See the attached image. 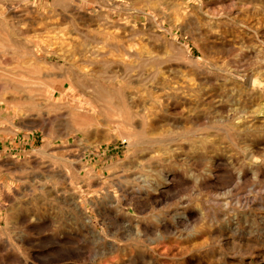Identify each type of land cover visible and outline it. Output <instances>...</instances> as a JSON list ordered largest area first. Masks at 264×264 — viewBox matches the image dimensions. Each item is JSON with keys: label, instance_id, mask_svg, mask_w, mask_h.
I'll use <instances>...</instances> for the list:
<instances>
[{"label": "rangeland", "instance_id": "374dc122", "mask_svg": "<svg viewBox=\"0 0 264 264\" xmlns=\"http://www.w3.org/2000/svg\"><path fill=\"white\" fill-rule=\"evenodd\" d=\"M0 264H264V0H0Z\"/></svg>", "mask_w": 264, "mask_h": 264}]
</instances>
